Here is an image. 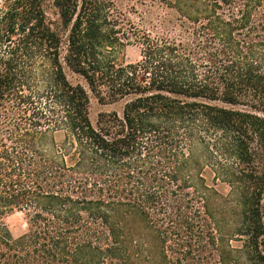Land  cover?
I'll return each mask as SVG.
<instances>
[{
  "label": "trees",
  "instance_id": "1",
  "mask_svg": "<svg viewBox=\"0 0 264 264\" xmlns=\"http://www.w3.org/2000/svg\"><path fill=\"white\" fill-rule=\"evenodd\" d=\"M0 264H264V0H0Z\"/></svg>",
  "mask_w": 264,
  "mask_h": 264
},
{
  "label": "rangeland",
  "instance_id": "2",
  "mask_svg": "<svg viewBox=\"0 0 264 264\" xmlns=\"http://www.w3.org/2000/svg\"><path fill=\"white\" fill-rule=\"evenodd\" d=\"M132 19L134 22H137L136 16H132ZM126 56V63H133L139 59V50L135 47H128L125 52ZM69 79L71 81H75V78L73 76L69 75ZM121 106L120 105H114V106H102L100 105L97 100L93 97H91L90 100V107H89V118L93 125H95L98 114L102 112H111V111H117L120 112ZM218 191L222 196V203L227 208H233V199L230 197H227L228 188L220 185L218 186ZM237 211H235L236 213ZM230 214V213H229ZM233 220V216L229 215L226 218L227 223H230V221ZM6 224L8 226V229L10 231L11 237L13 239L18 238L25 232V222L24 217L22 213H14L13 215L7 217ZM233 247H239L241 244L240 242H231Z\"/></svg>",
  "mask_w": 264,
  "mask_h": 264
}]
</instances>
